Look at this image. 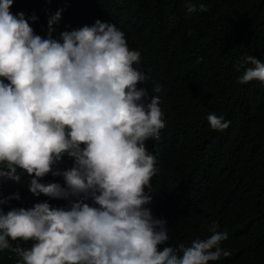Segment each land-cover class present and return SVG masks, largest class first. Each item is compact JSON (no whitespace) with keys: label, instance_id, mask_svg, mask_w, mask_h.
Wrapping results in <instances>:
<instances>
[{"label":"clouds","instance_id":"1","mask_svg":"<svg viewBox=\"0 0 264 264\" xmlns=\"http://www.w3.org/2000/svg\"><path fill=\"white\" fill-rule=\"evenodd\" d=\"M12 4L0 0V182H19L26 173L33 195L66 200L68 208H0V250L11 249L17 264H209L229 257L221 248L229 232L215 225L206 239L161 249L167 221L148 207L158 169L145 141L159 138L163 113L159 98L139 86L148 77L134 67L141 54L129 49L124 32L96 20L53 38L61 9L49 17L45 38L23 12L11 13ZM199 11L207 8L200 4ZM245 62L254 67L239 83H264V63L252 56ZM207 119L216 131L230 125L223 116ZM65 155L73 166L55 168ZM49 173L62 176L64 186L41 184ZM11 199L20 196L0 205ZM30 240V248L11 243Z\"/></svg>","mask_w":264,"mask_h":264},{"label":"trees","instance_id":"2","mask_svg":"<svg viewBox=\"0 0 264 264\" xmlns=\"http://www.w3.org/2000/svg\"><path fill=\"white\" fill-rule=\"evenodd\" d=\"M189 4L197 11L189 13ZM61 9L53 38L100 20L123 31L129 49L141 54L134 67L148 79L139 86L159 98L165 125L158 139L145 141L158 169L148 207L167 221L169 240L161 249L206 239L215 225L228 230L221 248L231 255L209 264H264V83L238 80L254 67L246 57L264 63V0H13L10 11L23 12L34 33L46 38L49 17ZM210 114L223 116L229 127L213 130ZM73 163L65 155L55 168ZM30 180L24 173L19 182H0V199L20 196L0 205L5 214L41 202L68 208L66 200L33 195ZM39 182L65 183L51 173ZM11 243L30 248L33 241ZM18 259L11 249L0 250V264Z\"/></svg>","mask_w":264,"mask_h":264}]
</instances>
